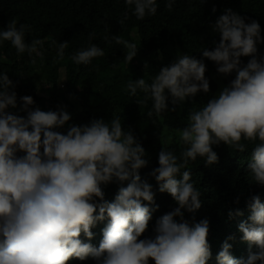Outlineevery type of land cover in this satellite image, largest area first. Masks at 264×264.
Listing matches in <instances>:
<instances>
[{
  "label": "clouds",
  "instance_id": "clouds-1",
  "mask_svg": "<svg viewBox=\"0 0 264 264\" xmlns=\"http://www.w3.org/2000/svg\"><path fill=\"white\" fill-rule=\"evenodd\" d=\"M174 2L168 0L166 8L171 10ZM126 4L134 6L132 14L138 20L157 12L156 0H126ZM127 19L125 12L119 23ZM211 28L220 40L213 50L202 51L203 59L178 53L151 83L144 78L127 83L132 96L137 90L150 95L153 110L148 116L159 117L168 110L169 97L175 106L199 92H209L204 59L213 61L223 76L236 73L217 96L189 113L188 125L180 130V139L187 146L180 156L163 148L159 153V167L151 175L159 191L168 193L178 207L156 221L154 238L139 239L151 220V209L142 201L154 203L151 185L141 182L139 175L148 160L132 132L123 130L120 118L73 125L67 134L53 131L63 127L70 114L64 109L32 110L30 96L21 98L26 118L6 111L17 107V94L10 91L14 85L8 75L0 74V264H68L72 259L84 261L89 257L96 264H149L150 260L154 264H207L211 258L209 222L205 219L190 225L184 219L182 210L194 213L201 204L200 193L190 182L191 173L181 170L197 157L204 158L206 166L216 163L213 145L224 143L243 152L246 146L242 138L258 139L248 171L253 183L264 186V56H257V44L264 43L260 25L255 20L246 23L232 9H225ZM30 30V25H18L13 18L7 30L0 31V40L10 41L18 54L42 56L37 50L42 40L25 43V33ZM95 35L90 33L89 41ZM104 40L126 48V62L138 53L136 44L121 36H105ZM68 46V42L59 43L57 54L61 59ZM102 56L104 51L90 43L76 51L71 60L89 65ZM241 57L251 59L242 66ZM149 95L137 103H145ZM113 181L129 183L119 188L113 202H108L101 186ZM248 208L250 222L239 225L241 238L249 245L247 257L234 258L226 241L216 256L217 264H264V203L258 195L252 196ZM105 220L98 247L81 239L83 235L91 241V229Z\"/></svg>",
  "mask_w": 264,
  "mask_h": 264
},
{
  "label": "trees",
  "instance_id": "trees-1",
  "mask_svg": "<svg viewBox=\"0 0 264 264\" xmlns=\"http://www.w3.org/2000/svg\"><path fill=\"white\" fill-rule=\"evenodd\" d=\"M167 3L168 0H156V14L138 20L132 14L134 6L129 7L126 0H0V31L7 30L9 22L15 18L18 25L31 26L25 33V43L35 39L43 41L37 49L42 56L36 53L29 56L27 52L18 54L10 41L0 40V74L8 75L14 85L10 91L17 94V107H9L6 111L26 118L27 113L21 111L24 96L32 97V110L64 109L71 119L63 127L53 129L62 134H67L73 125H89L94 119L110 122L113 116L120 118L123 130H130L145 150L148 164L139 170V175L141 182L151 185L154 194V203L142 201L151 209V220L139 237L141 240L154 238L156 221L178 207L168 193L159 191V185L151 175L159 167L160 151L163 148L180 156L187 147L180 139V130L188 125L189 113L199 110L218 95L213 75L220 78L224 88L235 79L236 73L223 76L217 72L213 61L204 59L209 92H199L175 106L169 97L168 110L159 117L148 116L153 110L150 95L137 90L132 96L127 89L128 81L144 78L151 83L159 70L172 63L178 53L203 59L202 51L205 48L213 50L219 43L220 36L212 31L211 25L225 9H232L245 18L246 23L257 21L264 39V0H203V3L201 0H175L171 10L166 8ZM125 12L128 19L120 24ZM93 32L96 35L89 41V34ZM105 36H121L135 43L136 57L126 62L128 50L114 41L106 42ZM63 42H68L69 46L61 59L57 53L59 43ZM90 43L100 47L104 56L94 58L89 65H78L71 60L76 51L87 48ZM257 49V56H264V43H258ZM249 59L251 57H241L242 66ZM146 95H149L147 101L138 104L137 101H143ZM241 143L246 146L243 152L224 143L213 145L218 156L216 163L206 166L204 158L197 157L195 161L189 160L187 167L181 170L191 173L190 182L199 191L201 204L194 213L182 210L184 219L190 225L205 219L209 222L207 242L211 258L207 264H217L216 256L226 241L231 245L234 258L247 257L249 245L242 240L239 225L250 222L248 201L252 196L258 195L264 203V186L253 183L248 171L251 151L259 141L242 138ZM22 155L24 153H17V156ZM128 183L113 181L102 185L104 200L113 202L119 188ZM230 211L233 213L231 218ZM237 211L242 214L235 215ZM176 219L179 222L180 218ZM106 224L107 220L98 222L91 229V241L83 235L81 239L98 247ZM230 236L234 239L229 240ZM252 250L257 251L255 246ZM68 264H96V261L89 257L84 261L72 259ZM149 264L154 261L150 260Z\"/></svg>",
  "mask_w": 264,
  "mask_h": 264
},
{
  "label": "rangeland",
  "instance_id": "rangeland-1",
  "mask_svg": "<svg viewBox=\"0 0 264 264\" xmlns=\"http://www.w3.org/2000/svg\"><path fill=\"white\" fill-rule=\"evenodd\" d=\"M213 78L215 80V83L217 84V90H218V93L222 90L223 86L220 82V78L216 75H213ZM61 90H63L61 87H60Z\"/></svg>",
  "mask_w": 264,
  "mask_h": 264
}]
</instances>
